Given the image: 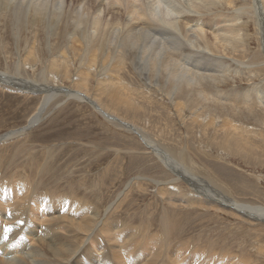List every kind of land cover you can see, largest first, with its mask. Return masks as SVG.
Returning <instances> with one entry per match:
<instances>
[{
	"label": "bare ground",
	"instance_id": "6f19581e",
	"mask_svg": "<svg viewBox=\"0 0 264 264\" xmlns=\"http://www.w3.org/2000/svg\"><path fill=\"white\" fill-rule=\"evenodd\" d=\"M110 1L107 2L109 7L106 10V14L102 17L100 16L101 2L97 0H87L86 7L85 5H81L83 0H0V11H13L14 31L18 33L16 43L18 44V38L23 28L27 29L29 25L41 23L45 30L44 32H46V36H44L48 49V54H46V69L44 72L42 71L45 77L42 76V80L39 82L37 80L22 78L19 69L20 65L24 66L29 61L35 63L37 52L36 42L34 41L27 46L24 54H20L21 52L18 50L15 66L16 72L14 71V75H9L6 71H0V84L17 87L16 90L18 91L39 93L42 95L34 112L32 111L33 113L27 119L26 125L20 127L18 130L6 133L0 137V140L7 139L37 124L42 118V114L49 101L55 99L57 96H63V93L69 98L85 101L97 113L99 112L107 121H110V124L117 125L128 131L132 130L137 134L143 143L142 145L149 149L151 154L160 158L161 164L163 163L165 167L175 174V177L167 181L155 182L157 183L155 185L157 199L160 198V200L167 202L165 204L167 207L165 212H168L166 220L161 222L162 224L153 225L150 221H145L146 223L142 224V222L137 223L138 220L136 223L134 222L138 218L137 216V218H122L121 216L123 215H117L118 208L124 202V199H127L126 196L130 193L129 191L125 194L123 192V197L113 206H106L102 216V208L108 199L106 198L105 200L104 195L94 202L90 197L83 198L79 195L80 190L76 187L71 186L69 193L60 190L58 185L50 190L41 188L38 183L34 184L32 182L27 168L24 167V170L27 172V174H24V177H20L19 174H14V177L18 176L24 179L21 185L19 184L16 187V184L12 181H0V264H132L136 259L138 263L143 260L144 263L150 262L149 264H231V262H235L234 264H247L248 262L246 261L248 260L243 259L244 261H241L242 258L240 259L238 256L240 259L239 262L236 261V257L233 259L232 257L224 256L222 244L215 245L214 242L207 244L205 241L206 246L195 245V247H191L190 241L192 238L188 235L189 230H187L185 225L177 222L173 214L175 208L179 209L183 206L198 208V206L203 207L205 204H211L218 214H222L223 212H229L231 214V211V215L236 220L244 218L245 221H249L248 224L250 225L246 224L247 226H252L251 223H253L255 226L260 227L261 221L264 222V198L263 200L260 198L262 197V193L259 192L255 200L240 201L234 197L230 186L226 185L227 183H223L225 179H222L224 180L222 182L221 178L218 179L217 177L208 175L197 168L198 164H196L189 153L188 143L184 142L177 149L173 144L161 138L154 131L142 128L133 120H127L115 115L122 108L125 109L126 114L128 113L126 118L132 116L131 113L137 114L139 117L141 112L139 111V107L127 98L133 92L129 93L126 97V94L123 93L124 91L122 92L123 85L121 84L122 86H119L122 80L119 73L125 66V54H129L134 64L133 67L138 65V73L143 76L142 79L147 82L146 85L153 84L154 86L157 85V87H160L158 85L161 84V81L170 85L172 91H169L171 93L166 92V95L169 94L170 103L174 105L178 115L184 111L186 102L184 100L176 101V93L181 89H184L188 95L195 92V102H197L196 106L194 105L193 107V112L189 116V123L191 124L193 121L200 122L199 118L204 114L207 116L202 121L203 129L205 130L203 132L206 135L210 126L214 127V129L216 128V131L221 128V131H223L222 136L225 138L224 142L228 145L227 148L237 146L244 155L246 153L245 156L247 157L245 159L250 158L253 154L257 155L252 149L249 150L250 146L248 147V144L242 143L243 141L249 140L242 138L239 133L241 124L237 121L236 123L226 120L228 115L222 119L218 115L217 119L219 117L220 120L216 121V116H211V114L206 113L214 105L222 107L224 105L228 106V104L222 103L225 101H233L231 104L236 106H252L251 102L253 100L249 102L247 97L242 101H237L234 96L228 97L216 89L220 88L218 86L225 83L226 80H234L230 74H237V68H230L234 64V61L232 63H224L222 58L216 60L214 55L209 54V52L212 54L215 52H217L216 54L219 52H229L234 60L235 57L237 58L236 46L239 43L238 31L242 29V26L236 22L237 16L236 18L231 17L232 19H228L229 22L226 26H222L221 28L215 26V28L214 25L216 22L214 19L211 20L208 18L206 20L205 18L206 21H201L199 19L200 17L198 18L201 14L182 13L179 23L177 22L180 36L177 34L179 32L175 31L171 23L173 20L171 18L172 13L176 12H172V7L175 6L171 5L172 0H153V3L155 5L157 4L155 8L151 4L145 3V0ZM187 1L191 2V6L196 12L204 11L207 13H213V10L221 1H224L227 5L233 2L232 0ZM251 1V9H253L255 17L259 21L258 29L261 42L263 43L262 47H264V0ZM236 4L238 5V3ZM127 13H131L130 20L126 19L129 16ZM108 14L110 18H106ZM232 15L234 16V14ZM187 25L189 28H185ZM208 29L210 30V34L207 33ZM85 36L89 38L88 46L85 44ZM53 37L57 38L58 41L55 39L52 42ZM246 43L245 41L244 44ZM243 51L241 50V52ZM112 53H114V56L111 57ZM78 55L81 56L82 62H80V67L77 70L75 69V74L73 75L70 67L75 65V59ZM134 69L137 70L136 67ZM250 73L252 74V72ZM93 75L95 76V84L93 83L92 86L98 92L100 91L99 93L106 94V98L109 101L108 104L113 106L112 109L110 108L112 111H108L109 109L106 107L108 105L102 103L97 97V99L94 98L95 95L93 96L90 92L89 85L92 83ZM65 79L71 82L69 89L65 88L66 86L62 88L61 83ZM49 80H53V82L49 84ZM206 82L216 87L214 89L218 91L203 90L202 88L204 87L202 86L207 84ZM10 89L12 88L10 87ZM210 89L212 88L210 87ZM255 89H257L255 93L257 94L256 100L264 108V89ZM226 91L230 93L231 89L230 91L225 89ZM163 94L165 95V93ZM188 99L190 100V98ZM191 100L193 101L194 98ZM250 107L248 110L246 106L244 108L246 110H243L242 107L238 112H234L235 108L233 107L234 110H231V112L236 114L235 116L237 114L257 115ZM260 112L262 113V111ZM147 114L144 116L146 117ZM256 119L255 117L253 120ZM260 121L262 122L263 120ZM218 122L219 124L217 125ZM249 131L248 134L253 136L258 135V133L252 132L251 129ZM208 144L210 143L208 142ZM248 151L251 152L247 153ZM51 160L52 158L45 161L41 166L42 169L51 166ZM39 165L37 164L35 169L39 168ZM16 173L19 172L17 171ZM135 182L139 186H143L140 180H135ZM145 186H147V183ZM184 186L189 187L188 189L190 190L184 191L185 189L182 188ZM251 192L247 194L253 195L254 192ZM242 193L240 192L239 194L242 195ZM144 212L142 211V213ZM154 212L155 210L151 214ZM177 225L180 226V231L177 230ZM95 249L98 250V254L94 252ZM260 250L262 251V248ZM216 253L218 254L216 255ZM219 253L221 254L219 255Z\"/></svg>",
	"mask_w": 264,
	"mask_h": 264
},
{
	"label": "rangeland",
	"instance_id": "374dc122",
	"mask_svg": "<svg viewBox=\"0 0 264 264\" xmlns=\"http://www.w3.org/2000/svg\"><path fill=\"white\" fill-rule=\"evenodd\" d=\"M97 1L101 2L100 16L103 17L106 14L107 12L106 10H108L109 7L107 5L108 4L107 2H111V1L110 0H97ZM174 1L173 0L171 1L172 2L171 5L172 6L175 5L177 8L175 6L172 7V12L175 11L176 12L179 11V12L172 13L171 18L173 20L171 19L172 20L171 23L176 32H179L178 23L182 13H186V14L195 13L196 15L201 14L198 16V18L200 17L199 19L201 21H206L208 18H210L211 20L214 19L216 22L214 27L216 26L217 28L226 26V24L229 22L228 19H232L231 17L236 18L237 16L236 22L237 24L239 23L240 26H242L241 27L242 29L238 31L239 43L236 46L237 47L236 53L238 54L237 58L235 57L236 61L233 59L231 54H229V52L226 51H225L226 53L219 52L218 54H216L217 52H215L214 54H212L211 52H209V54L214 55L216 57V60H218V58H222L224 60V63L226 62L232 63L234 61V64L230 68H234V69L237 68V74L240 75L237 74L232 75L230 73H227L230 74V76L233 77L234 80L232 81L231 79L226 80L225 83H222L218 86L220 88H216L210 83L206 82L207 84H204L202 86L204 88L202 89L210 90V91H215L216 89H218L220 90V92L223 93V95L225 94L228 97L234 96L237 99V101L240 100L242 101L245 99V97L248 98L249 102L253 100L251 102L252 105L251 107L250 105H245V106L247 110L249 107L252 108V111H254L257 114L254 116L246 115V114H237V116H235L236 114H233L231 112V110H234V108H235L234 112H238V110L242 107L243 110L246 109H244L245 106L242 105H237V106L232 105L231 103L233 101L232 102L227 101L228 103L226 101L222 102L223 104H228V106L227 105H224L223 107L219 105L211 106L212 108L215 107L216 108L215 109L211 108L207 110L206 113L211 114V116H216V119L218 115L219 117H221L220 119L228 115L226 117L227 118L226 120L231 122L237 121L239 124H241L242 129L240 128L239 133L241 134L242 138L244 139L246 138V140L247 139L249 140V141L242 140L243 141L242 143L248 144V147L250 146L249 150L252 149L254 153L257 155L253 154V156L251 155L252 157L250 156V158L248 157L246 158L247 159L246 160L245 159V157H247L245 156L246 153L244 155V153L240 149H238L237 146L236 147L230 146L227 148L228 145H226L224 142L225 138L222 136L223 131H221L220 126H219L220 129H218L217 131L216 128L214 129V127L210 126V129L207 130V135H206V133L203 132L205 130L203 129L204 127L202 121H204L207 116H205L204 114H202L201 117L199 118L200 122L193 121L194 124L189 123V116L193 112L194 109L193 107L194 105L196 106V102H197V101L195 102L196 100L195 92L190 93V95H188L184 89H181L176 93L175 95L176 101L184 100L186 103H188V104L185 103L184 111L180 113V115H178L176 109L174 108V105L170 103V99L168 97L169 94L166 95L167 93H171L169 92L170 90L172 91L170 85L166 84L164 81H161V84L158 85L160 87H157V85L154 86L153 84L146 85L147 82L144 81L142 79L143 76L139 75L138 73V65L135 66L137 70L134 69L135 67H133L134 64L131 61L132 59L130 58L129 54H125L126 57L124 59L125 66L119 73V76L122 79L119 86L121 87L123 85L122 92L124 91L123 93L126 94L125 95L126 97L128 96L129 93L133 92L131 93V95L129 94L127 98L130 100V102L132 101L134 105L138 106L139 111L141 112L139 114V117L137 114L135 115L131 113L132 116H128L126 118L128 113L126 114V112L124 111L125 109L120 107L123 109V111L121 109L119 112L115 113V115L123 117L127 120H133L136 122V124H138L142 128L146 130L150 129L151 131H154L161 138L173 144V146H175L177 149L184 142L188 143L187 146L189 153L191 154V157L195 160L196 164H198L197 168L201 169L202 172L208 175L217 177L218 179L221 178L222 182L224 181L222 179H225V182L223 183L224 184L227 183L226 185L230 186V189L233 192L234 197L238 198L240 201L242 200L249 201L253 199L255 200V197L256 195H258L259 192L262 193L261 194L262 197L260 198L263 200L264 198V139H263L264 108L261 106V104L259 105L258 101L256 100L257 94L255 93L257 89L255 88H260L262 90L264 89V84H263L264 83L263 80L264 79V59H263L264 47H262L263 43L261 42L260 39L261 37L258 29L259 21L258 19H256L253 9H251L252 1L232 0L233 1L232 4L229 3L230 6L227 5L224 1H221L219 4L220 6L217 5L216 8L213 10V13L210 12L207 13L204 11L196 12L194 8L191 6V2L187 0L184 1L174 0ZM86 2L87 0H83L81 5H85L86 7ZM144 2L148 3L149 5L151 4L153 8H155L157 5L153 3V0H145ZM239 2L241 3L240 5ZM236 3H238L239 6ZM4 11L2 10L0 11V47H1L0 71H6V73H8L9 75H14V73L16 72L15 66L17 63L18 50L19 52H21L20 54L22 53L24 54L27 46L34 41L36 42V52H37L35 63L29 61L24 66L20 65L19 69L22 78L29 80L31 79L34 81L37 80V82L41 81L42 76H44L43 72L45 71L47 65L46 54H48L47 44L45 40L46 32H44L45 30L43 29L42 24L41 23L33 24V25H29L27 29L23 28L21 30L22 31L21 34L19 35L18 44H17L16 37L18 33L14 31L15 24H13L14 22L13 11L12 10L10 12L8 10L7 11L4 10ZM127 14L126 15L128 17L126 19L130 20L131 13H127ZM232 14H234V16ZM106 18H110V15L109 14L106 15ZM223 19H227V20H223ZM223 21H225L226 23ZM185 28H189L188 25L187 27L185 26ZM209 31L210 30L208 29L207 31L208 34H210ZM177 34L180 35V32ZM55 39L57 40V38L53 37L52 42H54ZM245 41L247 42L246 44H244ZM88 42H89V38L85 36V44L87 46L89 44ZM241 50L244 51L241 52ZM112 56H114V53H112L111 57ZM84 59L86 60L85 57ZM80 62H82V58L80 55H78L76 56L75 59V63H74L75 65L70 67L73 75L75 74V69L77 70L80 67L81 64ZM248 70L250 71L248 72ZM250 72H252V74ZM94 77L95 76L93 75L92 83H90L89 85V90L93 94V96L95 95L94 98L97 97L98 99L101 100L102 103L108 105L106 107L109 109L108 111H110L113 108V106H110V104H108L109 101L106 98V94L102 92L99 93L100 91L98 92L97 90L94 89L95 87L92 86L93 83L95 84ZM255 80L259 82H256ZM52 82L53 80L48 81L49 84H51ZM260 83L263 85L261 86ZM61 85L63 86L62 88L66 86L65 88L69 89L71 87V82L65 79L63 80ZM209 86L212 89H210ZM10 87L12 89H10ZM125 87L126 89H124ZM16 89L17 87L15 88L10 85L4 86V84H0V137L8 132L18 130L20 127L26 125L25 123H27V119L34 112L35 108L37 107L38 103L41 100L42 95L39 93L35 94V93L22 92ZM225 89L229 91L231 89V92L230 93L228 91L225 92ZM71 90L73 89L71 88ZM240 91L241 93H239ZM163 93H165V95ZM101 96L102 98H100ZM130 96L133 97L130 98ZM188 98H190V100ZM193 98L194 100L192 101L191 99ZM52 100H50L49 103L46 105V108L42 114V118L37 122V124L29 127L25 131L14 134L13 136L7 138L8 140L7 139L0 140V168H1L0 181L3 182L12 181L14 184H16L17 187L19 184L21 185V183L24 182V179L20 177H24L25 176L24 174H27L28 172L32 182L34 184L38 183L41 188H46L50 190V189H54L58 185L60 190L69 193L71 186L76 187L78 188V190H80L79 195H81L83 198L90 197L91 199L94 200V202L96 200H99L101 196L104 195V199L105 200L106 198L108 199L106 201V204L102 208L103 210L101 214L102 216L106 206L107 207L113 206L117 201L119 202V200L123 197L122 195L123 192L125 194L126 192L129 191L130 193L127 194L128 196H126L127 199L125 198L124 202L120 204L117 211V215L118 214L123 215L121 216L122 218L138 217L136 220H134L135 223L138 220L137 223L142 222V224H145L148 221H150L153 225L162 224L161 222H164L166 220L168 214V212H165L167 208L165 204H167V202L166 201L164 202V200H160V198L157 199L156 197L157 192L155 185L158 182L167 181L170 178L175 177V174L172 173L167 167H165L163 163L161 164L160 158H157L154 154H151L150 150L147 149L144 145H142L143 143L137 134H135L132 130L128 131L117 125L116 127L115 125L110 124L111 122L107 121V119L103 117L101 114H99V112L97 113V111L94 110L89 103L87 104V102L85 101L69 98L68 96L64 95V93L63 96H57L55 99ZM256 108L258 109L260 108V110ZM260 111H262L263 114ZM212 112L215 114H213ZM145 114H147L146 117L144 116ZM185 117L186 119H184ZM219 117L216 121L220 120ZM255 117L258 120L257 119L253 120L255 119ZM260 120L263 121L261 122ZM218 124L219 122L217 123V125ZM250 129L252 132L258 133L259 136L257 134L255 136L248 134V132H250L249 131ZM189 131L191 134L189 133ZM247 134L249 137L247 136ZM218 136L219 138H217ZM208 142L210 144H208ZM250 152L251 151H248L247 153ZM50 158H52L51 166L42 169L41 167L42 164L45 163V161L49 160ZM37 164H40L39 168L35 169V167H37ZM24 167L27 168V172L24 170ZM17 171L19 173H16ZM14 174H19L20 177L18 176L14 177ZM135 180L136 181L140 180L143 186H145V184L147 183V186L143 188V186L141 187L138 184H136ZM137 188H139L140 190ZM182 188L185 189L184 191L190 190L188 189L189 187L187 186L186 187L184 186ZM251 191H253L255 194L254 193L253 195L247 194ZM240 192H243L242 195L239 194ZM204 206L203 207L198 206V208L189 207V206H183L180 207L179 209L175 208L173 214L174 219L180 224L185 225L187 227V230H189L188 235L192 238V240L190 241V244L192 245L191 247H195V245L203 247V245L206 246L208 243L214 242L215 245L222 244V252L224 256L226 255L227 257H232L233 259L236 257L237 262H239L240 259L242 258L241 261L248 260L246 261L248 262L247 264H264V222L263 221H261L260 227L255 226L253 223H251L253 227L247 226L250 225L248 224L249 221H245L244 218L243 219L240 218L236 220L234 216L231 215L232 214L231 211H230L231 214H229V212H223L222 214H218L215 212L211 204L210 205L205 204ZM209 208H212L213 210ZM154 210L155 212L151 214ZM142 211H145L144 212L145 214L142 213ZM147 216H149V218H147ZM177 230L180 231L179 225H177ZM196 241L199 242L197 243ZM205 241L207 242V244ZM261 248L262 251L260 250ZM94 252L96 254L99 253L97 249H95ZM217 252H218V248H217ZM217 254L218 253H216V255ZM220 254L221 253H219V255ZM242 254L245 257H243ZM149 263L150 262L144 263L143 260H141L138 263L137 259L132 262V264H149ZM234 263L231 262V264ZM197 264H203V263H197Z\"/></svg>",
	"mask_w": 264,
	"mask_h": 264
}]
</instances>
